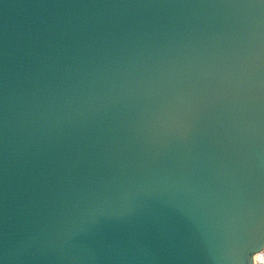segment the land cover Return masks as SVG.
Wrapping results in <instances>:
<instances>
[{"label": "water", "instance_id": "water-1", "mask_svg": "<svg viewBox=\"0 0 264 264\" xmlns=\"http://www.w3.org/2000/svg\"><path fill=\"white\" fill-rule=\"evenodd\" d=\"M264 0H0V264H258Z\"/></svg>", "mask_w": 264, "mask_h": 264}, {"label": "built area", "instance_id": "built-area-1", "mask_svg": "<svg viewBox=\"0 0 264 264\" xmlns=\"http://www.w3.org/2000/svg\"><path fill=\"white\" fill-rule=\"evenodd\" d=\"M258 264H264V248L261 251L260 257L258 259Z\"/></svg>", "mask_w": 264, "mask_h": 264}]
</instances>
